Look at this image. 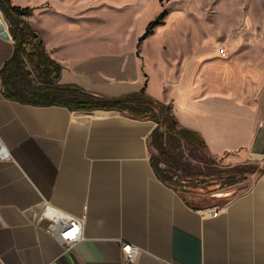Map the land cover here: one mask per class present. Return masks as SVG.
I'll return each instance as SVG.
<instances>
[{
  "label": "crops",
  "instance_id": "1",
  "mask_svg": "<svg viewBox=\"0 0 264 264\" xmlns=\"http://www.w3.org/2000/svg\"><path fill=\"white\" fill-rule=\"evenodd\" d=\"M11 1L33 9L28 20L61 64L60 83L107 96L145 87L211 157L264 164V93L255 91L264 73L227 48L205 45V34L202 44L169 45L176 33L141 40L144 28L132 25L147 0ZM0 20L1 70L15 46L1 10ZM156 125L115 109L11 100L0 76V137L11 155L0 159V264H264V170L212 201L193 199L157 175ZM47 203L82 219L73 248L37 220ZM125 243L140 248L133 263Z\"/></svg>",
  "mask_w": 264,
  "mask_h": 264
},
{
  "label": "trees",
  "instance_id": "2",
  "mask_svg": "<svg viewBox=\"0 0 264 264\" xmlns=\"http://www.w3.org/2000/svg\"><path fill=\"white\" fill-rule=\"evenodd\" d=\"M0 10L15 46L12 56L0 70L3 94L7 98L32 105L65 106L70 110L115 109L136 118L152 119L157 125L148 139L151 161L159 178L173 187L177 175L170 166L177 165L175 151L183 146L207 151L199 133L179 124L172 105L154 98L145 87L132 93L107 96L76 84L60 83L61 64L49 55L44 40L28 20L33 9L14 5L11 0H0ZM166 15L167 11L162 10L148 23L140 39L153 33L158 25L165 24ZM211 162L216 164L213 159ZM249 169L254 172L259 167ZM231 171L228 185L235 183L240 166L232 167ZM188 188V182L178 187L184 194Z\"/></svg>",
  "mask_w": 264,
  "mask_h": 264
},
{
  "label": "rangeland",
  "instance_id": "3",
  "mask_svg": "<svg viewBox=\"0 0 264 264\" xmlns=\"http://www.w3.org/2000/svg\"><path fill=\"white\" fill-rule=\"evenodd\" d=\"M147 1L146 11L138 14L132 25L135 31L144 28L145 32L148 23L156 17L145 26L144 19L155 14V10L158 16L165 9V22L170 16L167 24L158 25L153 31L159 41L167 34L176 33V37H166L169 45L178 43L177 40L181 37L190 39L192 43L202 44L200 38L205 34V45L226 47L230 53L229 58L242 60L264 73V0ZM259 81L255 78V91L261 95L264 93V74ZM174 154L177 165L170 166L177 175V180L173 181L174 186L178 188L188 182L191 198L205 197L212 201L217 195H223L232 188H242L252 166L264 170V164H260V161L246 159L229 162L224 158L215 159L207 151L189 146L177 149ZM235 166H240V172L235 176V183L228 185L231 169Z\"/></svg>",
  "mask_w": 264,
  "mask_h": 264
},
{
  "label": "built area",
  "instance_id": "4",
  "mask_svg": "<svg viewBox=\"0 0 264 264\" xmlns=\"http://www.w3.org/2000/svg\"><path fill=\"white\" fill-rule=\"evenodd\" d=\"M221 55L226 54V47L219 49ZM10 151L0 137V159L10 158ZM39 222H46L45 230L57 237L67 249L73 248L83 237V221L80 218L69 215L54 205L47 203L38 214ZM125 260L135 262L140 254V248L136 245L123 244Z\"/></svg>",
  "mask_w": 264,
  "mask_h": 264
},
{
  "label": "bare ground",
  "instance_id": "5",
  "mask_svg": "<svg viewBox=\"0 0 264 264\" xmlns=\"http://www.w3.org/2000/svg\"><path fill=\"white\" fill-rule=\"evenodd\" d=\"M2 25H3V24H2V22H1V20H0V27H2Z\"/></svg>",
  "mask_w": 264,
  "mask_h": 264
},
{
  "label": "water",
  "instance_id": "6",
  "mask_svg": "<svg viewBox=\"0 0 264 264\" xmlns=\"http://www.w3.org/2000/svg\"><path fill=\"white\" fill-rule=\"evenodd\" d=\"M186 189V188H185Z\"/></svg>",
  "mask_w": 264,
  "mask_h": 264
}]
</instances>
